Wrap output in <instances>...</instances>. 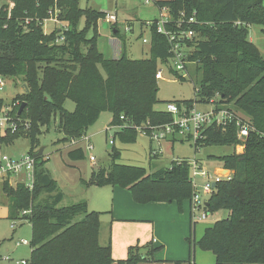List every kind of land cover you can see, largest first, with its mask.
<instances>
[{"label":"trees","instance_id":"1","mask_svg":"<svg viewBox=\"0 0 264 264\" xmlns=\"http://www.w3.org/2000/svg\"><path fill=\"white\" fill-rule=\"evenodd\" d=\"M0 3V76L26 86L27 90L13 102L20 101L18 110L27 103L20 115L31 121L27 134L1 137V143L26 134L31 140L29 154L34 156L41 127L58 119L56 129L64 135L63 142L73 145L87 136L104 112L113 115V125L123 126L119 136L124 141L132 140L140 129L148 131L174 121L173 114L158 108L161 100L156 74L161 64L169 65L170 44L155 26L149 29V58H129L123 43L121 56L105 59L97 38L87 35L89 28L97 27L105 18V12L82 9L80 0ZM10 4H14L11 11ZM155 4L159 9L168 8L173 20L183 12L187 19L196 12L200 24L184 26L196 33L185 41L191 49L187 71L196 79V99L167 104L175 103L181 111L190 110L197 103L209 104L219 97L218 104L233 105L255 127L243 154L216 159L233 171V177L218 184L206 209L209 214L226 211L227 218L207 228L198 241L188 239L191 256L200 248L213 253L216 264H264V59L248 32L251 25L264 28V0H158ZM56 9L68 30L58 28L45 34L43 22ZM82 18L85 28L80 30ZM116 25L114 33L118 36ZM61 36L65 37L62 42L58 41ZM171 72L179 79H187ZM68 99L75 104L74 113L64 108ZM5 108L0 98V112ZM203 135V140L194 146L196 152L202 147L239 143L235 125L226 132L210 127ZM82 157L80 150L70 153L73 161ZM119 157L120 153L115 152L111 165L94 169L92 183L128 189L134 201L142 205L177 202L182 209L185 201L190 203L193 191L188 164L173 162L172 167L149 173L144 168L117 163ZM47 161L43 156L35 161L33 190L24 184L13 187L8 179L2 184L11 219H20L21 212L30 211L23 217L33 230L32 255L27 263L114 264L111 241L106 246L100 244L102 214L90 212L87 203L60 207L63 194L46 168ZM80 215L83 217L77 218ZM146 248L150 250L147 255L139 247L130 248L127 260L119 264L152 261L157 249Z\"/></svg>","mask_w":264,"mask_h":264},{"label":"rangeland","instance_id":"2","mask_svg":"<svg viewBox=\"0 0 264 264\" xmlns=\"http://www.w3.org/2000/svg\"><path fill=\"white\" fill-rule=\"evenodd\" d=\"M155 1L158 0H151L150 4H146V0H80L82 9L93 8L117 15L118 24L116 26L120 31L118 36L114 33V26L107 23L103 18L99 20L97 27H91L87 31L90 39L97 38L98 49L105 59L121 56L123 43L124 51H126L129 58L140 60L150 57V43L146 44L143 42L144 38L150 39V34L147 29H142L141 24L146 21L159 19V8ZM50 17L51 15L46 17L43 22L46 34H50L60 28L50 21ZM129 27L132 29L131 31H127ZM84 28L85 20L82 18L80 30ZM263 29L262 26L251 25L248 28V32L251 41L258 48L264 59ZM187 53L191 54V51ZM102 73H104V70H102ZM189 76L191 78L183 80L166 73L165 79L157 82L158 97L161 100L158 105L159 109L166 110V105L170 101L196 99L195 88H198L195 83L196 79L192 78V72H189ZM6 84L5 88L0 91V98L4 100L5 106L9 107L14 99L21 96L25 89L24 85H21L13 78H7ZM214 99L218 102L219 97ZM229 107L239 112L233 105H229ZM64 108L67 112L74 113L75 104L68 99ZM196 109L202 112H209L212 106L197 103ZM57 122L58 119L52 120L50 126L41 127V133L37 135V151L40 148H45L43 157L45 160L48 159L46 168L51 172L63 194L60 207L87 203L90 212L102 214L101 223L103 222V229L100 232V244H103V246L105 244L108 245L111 238L110 221L113 209L119 206V201H123L124 197L116 194L113 186L99 187L93 184L92 175L94 169L107 168L111 165L115 152L120 153L117 163L144 168L149 173L156 172L158 169H167L178 159L193 160L196 158L204 164L220 167L221 163L216 159L236 153L235 146L202 147L196 152L192 143L182 140L174 143L170 140L162 142L151 141L149 136L142 133L141 129L138 130L132 140L124 141L119 136L121 129L118 128V125H113V115L110 112L101 114L97 122L89 129L87 136L72 145L68 142H63L64 135L57 131ZM26 134L16 138L14 141L0 142V161L5 157L12 160L22 159L29 154L31 140L25 137ZM111 140H114V144L110 143ZM89 145L93 146L92 150L88 148ZM159 148L163 150V154H160L157 158H151V150ZM77 150L82 152L83 157L73 161L70 158V153ZM92 156L95 161L90 160ZM2 184L3 181L0 179V264H22L23 260L29 262L32 255V226L28 221L23 220V217L26 216L23 213L24 211L19 214L18 218L20 219L10 218L9 199L2 189ZM209 197L205 196V199L210 200ZM186 202L188 201H185L183 206L185 208L188 206V218L190 220L189 215L192 216L191 207H189V204L186 205ZM167 206L170 205L168 204ZM82 217L80 215L77 218ZM225 218H227L226 211H219L209 214L206 221L197 222L195 228L196 241L201 239L206 228ZM161 219L166 218L161 217ZM180 233V231L175 233L173 238L179 236ZM190 235L189 231L188 238H190ZM192 238L194 239V232L192 233ZM136 247H139V245ZM197 253L200 254V259L199 263L196 260L195 264H207L210 260L209 258L213 259L212 253L203 251L200 248H197ZM5 257H8L9 260H6ZM183 263L179 261L176 264Z\"/></svg>","mask_w":264,"mask_h":264},{"label":"built area","instance_id":"3","mask_svg":"<svg viewBox=\"0 0 264 264\" xmlns=\"http://www.w3.org/2000/svg\"><path fill=\"white\" fill-rule=\"evenodd\" d=\"M150 3L151 0H146V4ZM1 5L0 3V11ZM9 7L11 11L14 4H10ZM159 13V19L147 21L143 24V28L148 31L155 26L158 34L167 37L170 44L169 65H165L164 63L159 66L156 79L157 81L164 80L166 73L174 76L171 70L182 77L189 78V73L187 71L189 54L187 52L191 51V49L185 41L194 37L196 33L192 29H184V26L191 24L200 25L195 18L196 12L188 19L183 12L179 15L177 20H173L168 8L159 9ZM50 15V21L54 22L57 27H60L59 29L68 30L67 25L59 20L57 9L50 11ZM9 17H11V14H9ZM104 19L107 23L112 25L118 24V18L115 13H106ZM29 23L30 20L26 19V24ZM171 24L174 25L173 28L168 29V26ZM131 30L130 27L127 28V31ZM64 40L65 37L61 36L58 41L62 42ZM143 42L148 44L150 43V39L144 38ZM6 85V78L0 76V91L3 90ZM20 104V101L12 102L9 107H6L0 112V137L22 132L27 133L30 130L31 121L19 115L20 109L18 110V108ZM208 105L212 106L209 112L198 111L196 109V104L190 110L184 109L181 111L175 103H169L166 105V111L174 115V121L170 124L150 128L148 131L142 130V133L149 136L151 141L162 142L176 138L178 140L190 142L195 146L199 140H203V133L206 129L218 127L221 128L222 132H226L230 126L235 125L237 127V138L239 140V143L235 146L236 154H243L245 142L250 133L255 131V127L239 112L227 106H221L215 99H211ZM122 127L121 125L118 126L120 129ZM110 143L114 144V140H111ZM88 148L92 150L93 146L89 145ZM160 154H163V150L160 148L151 150V157L153 158L158 157ZM90 160L95 161V158L92 156ZM35 161L36 159L30 154L25 158L17 160L5 157L0 161V179H2V181L8 179L10 185L13 187L24 184L29 190H33L36 184ZM174 162L177 164L185 163L190 167L189 182L193 191L190 200L192 222L196 224L197 222L206 221L209 217V213L206 209L209 200H206L205 196H210L209 198H211V196L216 193L218 184L232 179L233 171L225 169L223 165L220 167L209 166L208 164L199 162L196 158L193 160L178 159ZM12 180H14V183ZM23 213L28 214L30 211H24ZM5 259L9 260L8 257H5ZM22 264L28 263L23 260Z\"/></svg>","mask_w":264,"mask_h":264},{"label":"crops","instance_id":"4","mask_svg":"<svg viewBox=\"0 0 264 264\" xmlns=\"http://www.w3.org/2000/svg\"><path fill=\"white\" fill-rule=\"evenodd\" d=\"M143 24H141L142 29ZM114 188L116 194L124 197L123 201H119V206L114 207L110 221V241L114 264L127 260L129 249L138 245L141 248L140 252L144 255L150 252L149 248H146L147 246L157 249L152 261L139 264H176L179 261L184 262L183 264H195L196 260L199 263L200 254L197 253V248L192 257L188 243L193 232L194 239H192L196 240V224L192 222L190 215V220L188 218V206L186 208L182 206L180 209L177 202H152L142 205L134 201L130 190ZM168 204L170 206H167ZM187 204L190 207L189 201L186 202ZM161 217L166 219H161ZM102 229L103 222L101 223V232ZM179 231L180 235L173 238V235ZM189 231L190 238H188ZM209 259L207 264H216L214 254L213 259Z\"/></svg>","mask_w":264,"mask_h":264},{"label":"water","instance_id":"5","mask_svg":"<svg viewBox=\"0 0 264 264\" xmlns=\"http://www.w3.org/2000/svg\"><path fill=\"white\" fill-rule=\"evenodd\" d=\"M24 87V89H25V91L27 90V88H26V86H23ZM27 107V103H23L22 105H21V108H20V111H19V115L20 114H22V112L24 111V109ZM44 151H45V148H40V150L36 153V154H34V158L35 159H38V158H40V157H42L43 155H44Z\"/></svg>","mask_w":264,"mask_h":264}]
</instances>
